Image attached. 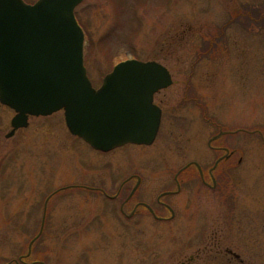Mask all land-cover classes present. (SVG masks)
I'll use <instances>...</instances> for the list:
<instances>
[{"label":"rangeland","instance_id":"obj_1","mask_svg":"<svg viewBox=\"0 0 264 264\" xmlns=\"http://www.w3.org/2000/svg\"><path fill=\"white\" fill-rule=\"evenodd\" d=\"M252 1L253 17L263 16L264 0ZM248 6L247 0L82 1L74 13L85 33L84 65L92 85L97 88L120 62L162 63L173 82L156 99L162 127L150 146L100 154L68 134L62 113L29 119L27 129L6 139L13 114L0 105V264H17L26 252L31 256L25 262L34 264H179L187 259L199 245L192 243L201 235V216L184 210L182 193L165 201L175 208V221L155 223L141 211L127 220L119 212L120 200L67 190L59 201L48 202L40 239L29 244L39 231L45 193L87 186L114 195L124 179L137 176L142 180L138 193L152 205L158 194L175 190L172 179L188 162L214 163L221 154L207 144L219 130L264 135V26L248 19ZM203 117L214 126H206ZM256 134L236 135L243 159L231 177L242 184L233 181L229 189L238 193L245 212L264 221V144ZM233 139L220 141L231 151ZM198 184L192 191L197 198ZM209 197L204 194L205 202ZM130 211L131 206L125 209L126 216ZM257 264H264L262 258Z\"/></svg>","mask_w":264,"mask_h":264},{"label":"water","instance_id":"obj_2","mask_svg":"<svg viewBox=\"0 0 264 264\" xmlns=\"http://www.w3.org/2000/svg\"><path fill=\"white\" fill-rule=\"evenodd\" d=\"M81 2L0 0V103L15 112L8 137L27 126L28 116L63 111L68 131L96 151L149 146L160 121L152 98L170 86L169 74L155 63L129 60L93 89L74 17Z\"/></svg>","mask_w":264,"mask_h":264},{"label":"flooded vegetation","instance_id":"obj_3","mask_svg":"<svg viewBox=\"0 0 264 264\" xmlns=\"http://www.w3.org/2000/svg\"><path fill=\"white\" fill-rule=\"evenodd\" d=\"M228 1L231 3L236 2V0ZM252 3V0H247V4L249 6L245 7L244 10L247 11L249 9V14H247V16L249 15L253 17L254 13L251 11L252 8L250 6ZM199 61L200 60L195 61L191 67H194V65L199 63ZM157 64L166 68L162 63ZM168 73L172 81L171 73L169 71ZM171 86H169L167 89H169ZM167 89L158 91L153 96V104L160 110L159 130L162 127L163 110L161 104L158 103L156 99L158 95ZM203 116H205V113ZM12 117L10 118V121ZM32 118L36 117H30L29 119ZM203 120L205 121L206 126L208 124L211 125V127L214 126L213 122L205 120L204 117ZM10 121L9 132H11ZM27 128L28 126L24 129ZM24 129L15 131L11 137ZM238 134H244L246 135L245 137H250L256 133L245 130H236L233 133H223L219 130L217 135L213 136L207 144V147L210 150L221 154L215 159L214 163L211 166H209V164L207 166V164H199L194 161L188 162L175 173L172 179V184L175 190L172 192L164 191L158 194L154 199V204L152 205L145 203L143 196L138 193L142 180L137 176H130L124 179L120 183V186L114 195H108L102 189L91 188L87 186H67L56 189L55 191L47 194L45 193L42 214L39 223V231L37 235L30 241V243L34 241V244L40 239L41 235L38 236V234L42 233L44 228L48 202L52 201L53 199L59 201L62 197L60 196L61 193L67 190H81L89 193H99L105 200L109 202L120 200L119 212L127 220L132 218L137 212L141 211L146 212L155 223H173L175 221L177 212L173 206L167 204L165 201L168 198H174L181 195L182 193L185 199L183 208L186 210V212H189V216H193L195 212H200L201 235L196 237L192 243L199 245L194 246L192 253L188 255L185 261H182L179 264H257V259L259 258H262L264 261V251H258L261 248V244H263L264 249V221H256V219L253 218L255 215H250L249 213L245 212L241 208L242 201L240 205V197L238 193H232V190L229 189V187L233 184V181L234 183L238 181L239 184H242L240 179H236L234 177L232 179L231 177V171L236 173L239 169H241L242 166L243 156H241V151H238L240 140L236 139V135ZM230 135L234 137L232 143L233 149L231 151L230 149L223 146V141H220L221 138L229 137ZM256 135L260 138V142L264 144V135L260 132ZM5 138L8 139L7 136H5ZM73 138L82 142L76 137ZM212 143H215L216 146H211ZM235 153L237 154L234 155ZM250 170L251 172H249L253 174L254 167L251 166ZM250 173L247 174V178ZM183 175H186L187 177H183V179H181ZM133 180H135V184L130 188V191L125 194L128 184ZM197 181L199 184L195 183ZM195 184L200 185L201 192L199 193L198 198L196 197L195 192H192ZM122 191L124 192L122 193ZM205 193L206 196L207 194L210 196L208 199H206V202L204 198ZM122 195L124 197L122 199H118L119 196ZM129 206H131V211L130 214L126 216L125 209H127ZM33 244L31 246H33ZM30 256L31 252L29 254L26 252L25 255L18 258L17 264H34L35 262H25V260L30 258Z\"/></svg>","mask_w":264,"mask_h":264},{"label":"trees","instance_id":"obj_4","mask_svg":"<svg viewBox=\"0 0 264 264\" xmlns=\"http://www.w3.org/2000/svg\"><path fill=\"white\" fill-rule=\"evenodd\" d=\"M255 26L258 27L259 24H262L264 26V14L263 16H259L257 13L255 14Z\"/></svg>","mask_w":264,"mask_h":264},{"label":"bare ground","instance_id":"obj_5","mask_svg":"<svg viewBox=\"0 0 264 264\" xmlns=\"http://www.w3.org/2000/svg\"><path fill=\"white\" fill-rule=\"evenodd\" d=\"M139 147H143V146H138L137 148H139Z\"/></svg>","mask_w":264,"mask_h":264}]
</instances>
